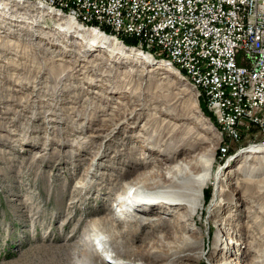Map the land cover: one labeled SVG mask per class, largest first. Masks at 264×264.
I'll return each instance as SVG.
<instances>
[{
  "label": "rangeland",
  "instance_id": "obj_1",
  "mask_svg": "<svg viewBox=\"0 0 264 264\" xmlns=\"http://www.w3.org/2000/svg\"><path fill=\"white\" fill-rule=\"evenodd\" d=\"M6 9L0 7V264H68L67 251L87 221L107 215L122 183L143 177L155 163L132 162L152 152L151 135L175 129L183 135L195 126L183 120L192 104L187 96L179 99L176 80L163 79V70L84 48L57 28L58 16L18 0ZM97 23L126 48L157 56ZM78 65L84 66L80 74L70 72ZM203 96L195 99L215 128L213 169L226 179L215 199L214 187L205 189L203 210L193 218L204 246L159 263L151 251L144 263L131 264H264V166L244 162L242 153L260 145L261 136L252 128L229 138ZM136 228L134 246L147 249L152 241L144 245L140 238L148 230L130 232ZM224 238L232 241L231 252ZM102 260L120 264L109 254Z\"/></svg>",
  "mask_w": 264,
  "mask_h": 264
},
{
  "label": "bare ground",
  "instance_id": "obj_2",
  "mask_svg": "<svg viewBox=\"0 0 264 264\" xmlns=\"http://www.w3.org/2000/svg\"><path fill=\"white\" fill-rule=\"evenodd\" d=\"M19 1L32 4V6L44 10L49 15L58 16L57 28H61V32L75 35L76 38H79L80 44L84 45V48H99L107 58L140 61L141 64L148 67L153 66L154 69L163 70L166 74L163 79L171 80L173 78L176 80L174 83L178 85L179 96H177L179 99L187 96L192 104L189 115L183 116V120L188 122L194 120L195 126L189 127L183 135L179 133L181 131H177L178 129L160 136L151 135L149 141L152 147L149 146L148 149L152 152H148L140 158L134 157L132 162L139 167L148 166L147 159L152 158L155 163L143 177H138L136 181L131 180L122 183L120 193L115 196L114 203L110 204L112 209L107 215L97 220L87 221L84 225L85 229L73 243V249L67 251L66 257L70 260L69 262L72 264H105V259L102 260V258L107 257V254H109V259H113L120 264L144 263L149 259L152 251L153 260L159 263L181 253H188V251L203 247L200 228L193 221V218L203 210L205 189L212 185L215 199L219 186L226 179L220 177L218 171L215 172L213 169L215 153L210 147L211 139L209 137L210 134H215V128L199 112L195 99V97L202 96L203 98V95H206V89L203 88L202 83L195 76L187 74L183 66L173 60L170 55L157 54L156 57L153 55L155 58L158 57L157 60L150 54L126 48L122 44L123 42L121 43L116 38L103 35L99 31L103 28L95 21L96 18L91 17V15L78 16L76 11L63 10V7L50 1ZM12 2L14 0H0L1 9L7 10L6 8ZM71 17H76L85 22L86 19L90 20L88 21L91 26L90 30L82 28L83 22L82 25L79 23L80 26ZM138 48L146 49L143 47ZM233 52L243 53V45H233ZM83 67L81 65L74 66L70 72L80 74ZM181 80L186 81L191 88L182 83ZM187 80H191L192 83ZM160 83L163 82L160 81ZM205 104L213 114L217 125L221 127L220 119L215 115V108L209 103L208 96ZM197 126H200V130L204 133H200ZM174 127L180 128L178 125ZM169 149H171V153L167 154L165 150ZM242 153L244 154V162L245 160L255 159L264 166V146L253 144ZM234 172L230 174L228 172L226 178L232 179ZM256 187L260 189V186L256 185ZM245 200L248 201V199ZM162 205L166 207L160 208L159 206ZM190 221L191 225L189 224ZM134 226H142L144 230H148L141 235L142 237L140 236V242L144 245L148 240L152 241L147 249L145 247L144 250H140L139 247L134 246V236L139 234L138 228H136V231L130 232V229ZM165 230L167 232L163 233ZM224 241L229 252L232 241L230 238H224ZM219 264L224 263L220 262Z\"/></svg>",
  "mask_w": 264,
  "mask_h": 264
},
{
  "label": "built area",
  "instance_id": "obj_3",
  "mask_svg": "<svg viewBox=\"0 0 264 264\" xmlns=\"http://www.w3.org/2000/svg\"><path fill=\"white\" fill-rule=\"evenodd\" d=\"M44 1L170 55L202 83L229 138L254 128L264 146V0Z\"/></svg>",
  "mask_w": 264,
  "mask_h": 264
},
{
  "label": "trees",
  "instance_id": "obj_4",
  "mask_svg": "<svg viewBox=\"0 0 264 264\" xmlns=\"http://www.w3.org/2000/svg\"><path fill=\"white\" fill-rule=\"evenodd\" d=\"M127 41V40H126ZM127 43H129V44H133V43H135V41L134 40H128L127 41ZM181 73H183V72H181ZM203 109V108H202ZM203 112H204V114L206 115V116H210V113H208L207 111H206V109L204 108L203 109ZM214 121V120H213ZM215 123V122H214ZM207 192V191H206ZM206 192H205V195H206ZM206 197V196H205ZM204 197V198H205Z\"/></svg>",
  "mask_w": 264,
  "mask_h": 264
}]
</instances>
